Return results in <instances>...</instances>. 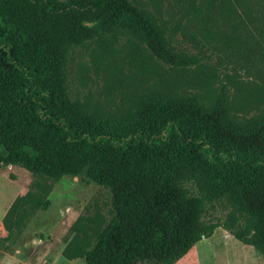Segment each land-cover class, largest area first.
<instances>
[{
    "label": "trees",
    "instance_id": "obj_1",
    "mask_svg": "<svg viewBox=\"0 0 264 264\" xmlns=\"http://www.w3.org/2000/svg\"><path fill=\"white\" fill-rule=\"evenodd\" d=\"M115 29L134 35L150 73L214 55L264 71V0L192 4L182 36L196 53L171 42L163 21L133 0H0V164L35 177L3 217L0 249L16 245L51 206L55 184L72 176L107 188L112 211L94 237L69 243L68 260L175 264L218 227L264 255V111L229 120L227 84L212 107L155 91L119 118L89 111L70 98L66 66L76 48ZM223 197L244 224L233 214L206 219Z\"/></svg>",
    "mask_w": 264,
    "mask_h": 264
},
{
    "label": "rangeland",
    "instance_id": "obj_2",
    "mask_svg": "<svg viewBox=\"0 0 264 264\" xmlns=\"http://www.w3.org/2000/svg\"><path fill=\"white\" fill-rule=\"evenodd\" d=\"M133 1L163 21L171 42L177 45L181 41L197 52L193 44L184 43L182 30L188 10L201 0ZM134 40L130 31L115 29L76 48L66 66L65 86L70 98H79L89 111L112 119L128 114L144 96L155 91L193 95L212 107L221 95L222 84H227L229 120L247 123L264 111V71L260 73L245 62L217 60L214 55L198 67L169 70L163 64L162 69L155 66L161 74L150 73ZM34 178L21 166L0 164V238L6 235L3 217L7 209L18 195L29 190ZM50 198L49 209L38 212L16 245L9 251L0 249V264H87L82 258L68 260L63 253L75 237H94L109 221V190L94 181L64 176L55 184ZM229 214L237 216L240 225L247 220L229 197L215 202L206 219L224 221ZM190 254L198 255L197 264H264L262 253L223 227L203 238Z\"/></svg>",
    "mask_w": 264,
    "mask_h": 264
},
{
    "label": "crops",
    "instance_id": "obj_3",
    "mask_svg": "<svg viewBox=\"0 0 264 264\" xmlns=\"http://www.w3.org/2000/svg\"><path fill=\"white\" fill-rule=\"evenodd\" d=\"M228 231V230H227ZM229 232V231H228ZM227 233V232H226ZM230 233V232H229ZM228 234V233H227ZM231 234V233H230ZM200 242V241H199ZM199 242L197 243V245L199 244ZM194 249V248H192ZM192 249L184 256L182 257L178 262H176L175 264H197L198 261V255L195 254H190ZM253 251V250H252Z\"/></svg>",
    "mask_w": 264,
    "mask_h": 264
}]
</instances>
